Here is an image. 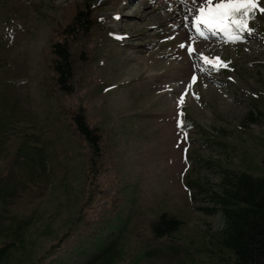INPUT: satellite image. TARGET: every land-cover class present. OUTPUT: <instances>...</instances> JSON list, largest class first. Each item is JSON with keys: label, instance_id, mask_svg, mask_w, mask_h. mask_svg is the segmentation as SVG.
I'll return each mask as SVG.
<instances>
[{"label": "rangeland", "instance_id": "1", "mask_svg": "<svg viewBox=\"0 0 264 264\" xmlns=\"http://www.w3.org/2000/svg\"><path fill=\"white\" fill-rule=\"evenodd\" d=\"M83 1L0 0V186L11 194L3 220L30 218L25 247L8 264L29 254L82 264L93 246L70 248L118 216H130L127 257L170 238L179 249L158 263L197 252L210 264L224 219L201 208L212 204L204 188L218 189L225 170L264 175V13L229 40L193 23L204 0H87L96 23L71 42L75 85L63 93L52 83L50 45ZM138 6L151 17L139 19ZM79 107L103 135L98 168L69 118ZM162 212L181 223L154 240L150 222Z\"/></svg>", "mask_w": 264, "mask_h": 264}, {"label": "trees", "instance_id": "2", "mask_svg": "<svg viewBox=\"0 0 264 264\" xmlns=\"http://www.w3.org/2000/svg\"><path fill=\"white\" fill-rule=\"evenodd\" d=\"M258 10H253L252 18L256 19ZM248 21V22H249ZM96 23L88 1L78 4L71 20L57 29V38L50 45L53 86L61 92L74 89L76 73L75 52L71 42L92 30ZM64 112V111H63ZM74 132L87 147L88 164L92 168L102 155V134L97 126L87 119L82 107L70 113ZM252 119V116H247ZM95 153V154H94ZM44 158V157H43ZM208 192L211 206L201 207L207 213L220 212L224 219L223 227L211 239L213 248L209 249L210 264H264V175H254L247 171L225 170L218 189L204 188ZM203 191V190H202ZM10 191L0 186V264H8L11 257L25 247L27 225L30 218L16 217L15 221L4 222V202ZM119 215V208L115 209ZM130 216L116 218L117 223L107 221L106 225L93 231V237L81 240L70 248L72 255L87 253L88 258L82 264H137L141 258L147 257L148 264H160L158 258L166 250L178 251L179 247L170 238L164 242H149L137 255L127 257L129 249L125 238ZM181 223L175 217L160 213L150 222V230L154 240L158 237H170ZM108 227V234H104ZM113 230V233L111 232ZM18 264H42L36 262L29 254L28 261L18 255ZM237 258V259H236ZM197 252L187 257L178 256L177 260L168 264H200ZM51 264V262H50Z\"/></svg>", "mask_w": 264, "mask_h": 264}, {"label": "snow or ice", "instance_id": "3", "mask_svg": "<svg viewBox=\"0 0 264 264\" xmlns=\"http://www.w3.org/2000/svg\"><path fill=\"white\" fill-rule=\"evenodd\" d=\"M253 10H259L260 13H264V7L260 6L259 0H215V3H213V0H204V4L199 7L198 14L195 16L193 23L197 26L203 23L209 29L219 28L225 33L227 39L239 40L241 39L239 33L252 31L248 21L252 18L251 13ZM197 31H200L199 27H197ZM201 34L203 33L201 32ZM180 46L186 47L184 43H181ZM188 52L192 53L194 49L188 47ZM200 56L206 63H211L213 67L227 65V61L221 60L219 56L213 58L206 56L204 53H201ZM196 80L197 75L193 73L191 81L195 82ZM184 94L181 93V96L178 98V105L182 104ZM178 115L182 116L183 113L179 112ZM182 124L183 120L178 119L177 126H181ZM184 136L187 138L186 132Z\"/></svg>", "mask_w": 264, "mask_h": 264}, {"label": "bare ground", "instance_id": "4", "mask_svg": "<svg viewBox=\"0 0 264 264\" xmlns=\"http://www.w3.org/2000/svg\"><path fill=\"white\" fill-rule=\"evenodd\" d=\"M200 1V0H199ZM198 1V2H199ZM197 2V1H196ZM197 2V3H198ZM136 11L138 12L137 13V16L139 17V19H141V20H145V19H147V18H149V17H151V15H152V11L151 10H149L148 8H147V6H138L137 8H136ZM95 154V153H94ZM237 259V258H236Z\"/></svg>", "mask_w": 264, "mask_h": 264}]
</instances>
